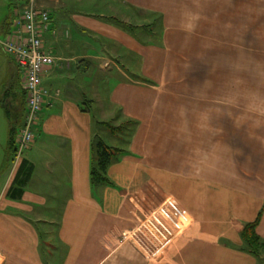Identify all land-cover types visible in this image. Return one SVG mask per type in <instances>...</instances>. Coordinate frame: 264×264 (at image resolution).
I'll return each instance as SVG.
<instances>
[{
    "label": "crops",
    "instance_id": "0c3cea01",
    "mask_svg": "<svg viewBox=\"0 0 264 264\" xmlns=\"http://www.w3.org/2000/svg\"><path fill=\"white\" fill-rule=\"evenodd\" d=\"M30 1L50 13L43 45L56 61L43 76L49 96L25 156L35 171L22 200L7 196L18 166L5 172L0 264H259L241 250L240 233L263 212L257 232L264 239V137L253 127L244 138L249 147L239 152L249 151L243 163L223 138L207 135V121L182 117L189 107L172 108L165 92L174 88L172 79H187L180 78V69L181 75L199 70L189 69L193 65L208 71L205 81L225 61L235 65L233 75L240 79L242 63L262 70L264 0H10V15L0 19L1 41L13 35L17 14ZM141 19L158 23V43L141 39ZM1 49L6 56L0 58V116L10 128L3 103L17 113L24 98L17 65ZM124 64L135 66L133 77ZM112 66L118 76L110 73L109 87L116 77L118 82L110 89L111 102L135 125L109 168L114 185L94 188L95 136L86 101L99 106L102 97L91 90L95 69L109 74ZM42 170L44 178L35 180ZM151 214L175 233L154 257L131 242L120 243L125 230Z\"/></svg>",
    "mask_w": 264,
    "mask_h": 264
},
{
    "label": "rangeland",
    "instance_id": "374dc122",
    "mask_svg": "<svg viewBox=\"0 0 264 264\" xmlns=\"http://www.w3.org/2000/svg\"><path fill=\"white\" fill-rule=\"evenodd\" d=\"M30 3H33V5L36 6L34 1L28 2V4ZM109 5L110 4L100 6V9H107ZM12 7L13 5L11 6V8ZM10 13V0H0V19H5L10 15ZM141 22L143 23V27L141 29V39L146 43L148 41L158 43L154 41V39H158L160 37L159 32L154 30H159L160 26L158 25V23H149V20L145 19H141ZM152 30H154V33L151 32ZM149 33H152V36H148ZM46 53H48L55 59V57L49 52ZM5 56L6 55L3 53L0 47V58H3L5 60ZM239 62L240 61L238 59L236 63L238 64ZM234 66V64H229V62L227 61H225L220 66L215 65L218 71H210V75H206L208 76L207 78H211L210 81H205L202 79L203 72L208 71H203L201 73V65H193L189 67V69L194 67L199 70H191L190 73L188 72L184 75H181L182 69H180V71H178V75H180V78L187 77V79L180 82L181 84H177L176 79H172V81L170 82L167 81L169 82V84L174 85V88L169 87L166 90L165 94L166 96L170 97L168 98V100L172 108L179 107V104L189 107L188 110L186 107L185 110L187 111L182 113V117L186 119L193 118L199 121H207L209 124V128L206 131L207 135L211 138H223L224 140H222L221 142L226 144V148L228 149V147H231L232 151H234V149H237L238 154L242 156L241 160L244 163L246 162V158L243 156V153L245 154L249 151H243V149H241V152H239L240 148L249 147L248 145H245L246 141L244 140V138H249L251 135H253V131H255L253 127H256L257 135H259L260 137H264V65H258L259 69L262 70H259L256 73V68L253 69L252 64L249 65L248 63H242V66H240L242 67L241 79L239 78L240 74H235V76L233 75L232 69L236 68ZM121 67L125 70L126 73H129V75L131 76L135 73V66L124 64V66ZM251 68L253 74L249 73V70ZM110 73L118 76L117 69H115L114 66L109 69V74L102 73V75H100V70L95 69L96 78L93 81L94 88H91V90H96L97 92H99L100 96L102 97L101 103L98 104V102H96L99 106H95L96 104L90 105L91 102L88 103L87 100L86 106L87 108L91 107L90 111L93 115L94 138H101L108 146L116 148L118 150H124L126 149L127 139H129L127 138V136H130L131 130H133H130V127H128L127 124L129 121H133L135 119L129 120L128 118H126V115L124 113L121 114L117 106H114L112 104L110 99V89H115V84L118 82V80L116 77V79L113 80L110 88ZM253 75H257L254 80L244 79ZM204 93H207L206 96H203ZM166 98L167 97H164V100H166ZM88 99L92 101L94 98L90 95ZM105 100L106 103L104 102ZM164 104H166L165 101H163V105ZM172 104H175V106ZM190 107H192L193 109L198 108V113L191 112ZM108 112L110 113L108 114ZM174 115L177 114L175 113ZM13 123L16 129H18V141L20 139V133L22 131V124L20 120L14 121ZM116 127H119V129L121 128L122 133L119 131H115L114 128L118 129ZM9 131L10 128L8 127V121L6 120L5 115L2 112L0 116V194L2 193V190L4 188V180L6 179L7 175L5 174L7 159L4 160V155L8 148V141L10 140ZM172 131L173 130H171L170 132L172 133ZM134 136L135 132L132 134L130 139H134ZM259 149L263 150V146H259L258 150ZM262 160H264V158ZM8 165H10L9 167H11V165L14 164L11 162V164L9 163ZM44 174L45 171H38L35 173L34 179L36 180L37 178H44ZM263 256L264 255L262 254L261 257L257 258L259 259V264H264Z\"/></svg>",
    "mask_w": 264,
    "mask_h": 264
},
{
    "label": "built area",
    "instance_id": "2783aa9c",
    "mask_svg": "<svg viewBox=\"0 0 264 264\" xmlns=\"http://www.w3.org/2000/svg\"><path fill=\"white\" fill-rule=\"evenodd\" d=\"M50 13L33 3L27 4L14 22L12 36L0 42L6 54L15 59L21 69L22 80L28 91V115L18 141V155L28 150L34 142L35 129L39 124L45 99L49 96L43 85V74L55 59L46 53L43 37L49 33ZM172 228L158 214H151L135 228L125 230L121 244L138 245L149 257L157 256L172 241Z\"/></svg>",
    "mask_w": 264,
    "mask_h": 264
},
{
    "label": "trees",
    "instance_id": "16d2710c",
    "mask_svg": "<svg viewBox=\"0 0 264 264\" xmlns=\"http://www.w3.org/2000/svg\"><path fill=\"white\" fill-rule=\"evenodd\" d=\"M117 25L123 27V24L120 22H117ZM11 32L12 31H10L9 33ZM13 60L15 61L14 58ZM17 68L21 74L20 85L24 98L23 106L20 107L19 112L12 113L11 110L9 109V105L7 106L5 102L3 103V106L5 107L4 108L5 114L11 121L10 131H9L10 140L8 141L5 172L7 171V167L9 166L8 164L9 163L11 164V162L14 164V167L18 166L17 173L7 192L8 198L13 201L22 200L23 195L25 194L26 189L29 183L31 182V179L35 171L34 165L31 162H29L27 159H25L26 156L25 154L31 149L32 146L28 150H25L20 155H18V143H17L19 141V140L17 141L18 129H16L13 122L20 120L22 124L21 128H23L25 124V120L28 115V108H27L28 91L23 84L21 69L18 65ZM127 125L128 127H130V125L134 127L135 123L133 121H129ZM114 130L121 131V128L120 129L114 128ZM91 151H92V165H91V175H90L91 184L93 185L94 188L113 186L114 184L112 180L109 178L108 171L110 166L117 161L118 153L122 152L123 150L121 149L118 150L116 148L108 146L105 143V141L101 138H94L91 145ZM262 215L263 212H260L257 219L254 222L247 223L246 225H244L240 233L241 240L243 243L241 250L249 253L250 255L256 258L261 257L262 254L264 255V239L257 232V229L261 222Z\"/></svg>",
    "mask_w": 264,
    "mask_h": 264
}]
</instances>
